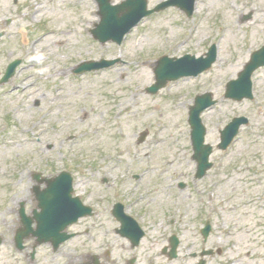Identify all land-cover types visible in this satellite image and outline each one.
I'll return each mask as SVG.
<instances>
[{
    "label": "rangeland",
    "instance_id": "obj_1",
    "mask_svg": "<svg viewBox=\"0 0 264 264\" xmlns=\"http://www.w3.org/2000/svg\"><path fill=\"white\" fill-rule=\"evenodd\" d=\"M164 1L148 0V8ZM0 10L11 11L14 20L0 44V79L12 61H22L16 76L0 84V207L9 204L14 181L28 176L31 186V173L45 176L55 165L72 173L79 162L77 191L87 188L77 172L96 171L98 183L91 187L122 192L126 202L155 213L172 210V231L188 229L186 236L200 227L195 219L216 221L211 211L201 214L202 207L219 208L218 228L226 229L225 223L240 230V264H264V72L254 78L252 102L224 98L226 83L264 43V0H198L191 19L170 8L144 19L121 46H103L90 35L99 21L94 0H19L18 6L0 0ZM213 44L218 60L210 71L170 83L154 96L146 92L159 58L200 57ZM114 58L122 63L73 74L80 62ZM204 93L218 101L202 116L214 167L195 182L188 114ZM236 117L249 124L220 152V131ZM143 132L149 137L138 145ZM254 155L261 160H251Z\"/></svg>",
    "mask_w": 264,
    "mask_h": 264
},
{
    "label": "flooded vegetation",
    "instance_id": "obj_2",
    "mask_svg": "<svg viewBox=\"0 0 264 264\" xmlns=\"http://www.w3.org/2000/svg\"><path fill=\"white\" fill-rule=\"evenodd\" d=\"M1 11L0 44L9 38L7 30L14 22L11 11ZM259 92L264 96V88ZM255 159L260 161L261 157L254 155L252 160ZM79 165H73V197L79 198L90 213L68 230L71 237L61 244L56 237L40 235L38 214L40 193L65 171L64 165L61 170L57 165L49 167L45 176L31 173V186L28 176L14 181L9 204L0 207V264H240V256L236 255L240 230L225 223L222 226L226 229H219L218 208L202 207L201 214L211 211L210 216L216 215V221L195 219L200 227L193 229L191 237L185 234L188 229L172 233V210L155 213L142 203L126 202L122 192L112 194L100 186L91 187L98 183L96 171L77 172L82 174L80 182L87 187L83 192L77 191L74 174ZM102 183L108 181L103 179ZM173 253L176 257H172ZM251 254L252 251L246 253L248 257Z\"/></svg>",
    "mask_w": 264,
    "mask_h": 264
},
{
    "label": "water",
    "instance_id": "obj_3",
    "mask_svg": "<svg viewBox=\"0 0 264 264\" xmlns=\"http://www.w3.org/2000/svg\"><path fill=\"white\" fill-rule=\"evenodd\" d=\"M101 10V22L96 26V29L92 32L93 36L106 43L113 41L121 44L124 36L130 32L143 18L161 10L166 9L169 6L179 5L191 15L194 11L195 0H188L186 4L182 3V0H172L164 3L152 11L147 9V0H128L123 4L112 7L109 0H97ZM216 52L213 48L210 54V59L207 60H195L194 58H184L179 61L163 58L159 62V66L155 71L156 84L147 89L149 94H157L161 89L166 87L168 82L176 81L183 77L197 76L198 74L209 69L214 62ZM20 62H15L9 66L7 71V78L14 75L15 70ZM115 62L102 61L100 63H90L79 67L77 73H84L91 70H100L102 68L110 67ZM264 66V48L262 51L256 53L251 62L245 67L244 71L239 75V79L236 82H231L228 86L227 97L236 101H242L243 99L252 98V84L251 76L253 72L259 67ZM215 102L212 101L211 95H205L196 100V104L191 108L189 124L192 128L191 139L194 148V159L198 163V177L202 178L208 169L211 168L209 164V157L212 152L210 146L204 145L206 129L200 119L201 113L207 108L213 106ZM248 120L245 118L234 119L233 122L222 132V144L219 146L225 150L230 145L234 137L238 134L239 128L247 124ZM146 134H143L141 141L144 140ZM67 178V179H66ZM65 179V180H64ZM64 184L59 188H55L57 193L56 203L57 207H53L54 214H49V225L55 226V222L62 217H66L72 213L70 203L73 204L70 198L71 193V179L68 176L63 178ZM51 186H49L50 188ZM75 206V205H74ZM49 208V207H48ZM47 209V208H46ZM49 210V209H47ZM64 224L63 227H59V231H62L69 225ZM61 239H63L61 237Z\"/></svg>",
    "mask_w": 264,
    "mask_h": 264
}]
</instances>
